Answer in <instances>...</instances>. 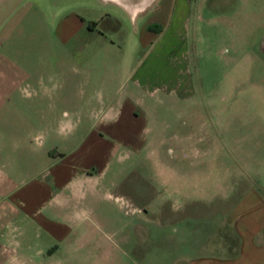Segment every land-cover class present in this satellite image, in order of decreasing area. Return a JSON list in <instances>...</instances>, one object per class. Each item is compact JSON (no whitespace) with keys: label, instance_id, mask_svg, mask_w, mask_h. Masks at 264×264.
Segmentation results:
<instances>
[{"label":"rangeland","instance_id":"1","mask_svg":"<svg viewBox=\"0 0 264 264\" xmlns=\"http://www.w3.org/2000/svg\"><path fill=\"white\" fill-rule=\"evenodd\" d=\"M180 2L183 11L175 6L165 23L149 24L153 31L168 24L158 41L165 45L151 58L133 45L132 22L112 0H0V69L22 57H39L48 74L89 69L94 86L103 77L107 97H121L123 109L121 141L97 127H78L71 137L76 153H85L87 130L110 146L95 177L109 200H68L67 238L26 224V243L43 250H14L4 240L0 264H179L185 254L213 250L233 202L264 197V0ZM63 12L84 21L69 38L56 29ZM125 95L135 102L131 112ZM65 98L69 103V95L27 100L46 107ZM92 100L99 103L96 94Z\"/></svg>","mask_w":264,"mask_h":264},{"label":"crops","instance_id":"2","mask_svg":"<svg viewBox=\"0 0 264 264\" xmlns=\"http://www.w3.org/2000/svg\"><path fill=\"white\" fill-rule=\"evenodd\" d=\"M112 2L132 22V32L135 34L133 45L148 48L145 50L148 55L143 57L150 55L151 58L159 54L157 48L165 45L158 41L168 28L167 24L161 30L153 31L148 27L151 21L165 23L169 10L172 14L175 6L180 11L184 10V4L177 3V0ZM83 22V18L76 13H59L56 29L59 36L69 38ZM176 25L169 28L172 35L177 30ZM85 26L89 30L94 27L89 23ZM41 60L39 57L10 58L5 62L6 69H0L2 250L5 240L12 243L14 250L17 247L33 248L35 253H40L43 245L25 241L31 236L25 229L26 224L32 222L35 228L42 224L49 237L67 238L72 218V213H64L68 200L76 202L87 195L90 200L96 199L100 204L111 197L107 186L95 180L105 170L104 158L110 155V146L101 136L87 130L80 137V143H85V153H76L77 142L72 144L71 137L78 127H97L102 132L116 134L121 141V97L115 102L107 97L110 96L108 82H104L101 76V82L94 86V74L89 69L85 72L71 69L68 72L48 74L40 70L43 63ZM99 63L102 65L104 62L101 60ZM134 73L136 70L131 75L134 76ZM29 94L36 97L69 95L71 98L69 103L66 98L60 102L66 104L49 103L43 107L36 102L29 103ZM94 94L98 96L97 104L92 100ZM125 96V108L131 112L135 102L131 96ZM30 112L37 117L31 119ZM45 128H49L51 134H46ZM61 145L66 151L55 152V148ZM92 146L97 149L89 153L88 149ZM34 162L35 166L30 171L29 166ZM95 166H99V169L93 171ZM251 197L249 201L241 199L230 205L220 221L226 231L218 243L210 244L213 250L185 254L179 264H264V197L255 194ZM47 198H53L49 205V209L52 208L49 217L45 212ZM33 235L39 237L38 232ZM208 243L207 240L203 241L205 246Z\"/></svg>","mask_w":264,"mask_h":264}]
</instances>
